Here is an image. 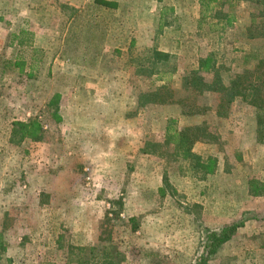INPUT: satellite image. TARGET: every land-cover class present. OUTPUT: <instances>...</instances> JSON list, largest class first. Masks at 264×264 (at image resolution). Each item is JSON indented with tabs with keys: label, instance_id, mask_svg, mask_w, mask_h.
<instances>
[{
	"label": "rangeland",
	"instance_id": "1",
	"mask_svg": "<svg viewBox=\"0 0 264 264\" xmlns=\"http://www.w3.org/2000/svg\"><path fill=\"white\" fill-rule=\"evenodd\" d=\"M102 1L0 0V264H264V0Z\"/></svg>",
	"mask_w": 264,
	"mask_h": 264
},
{
	"label": "trees",
	"instance_id": "2",
	"mask_svg": "<svg viewBox=\"0 0 264 264\" xmlns=\"http://www.w3.org/2000/svg\"><path fill=\"white\" fill-rule=\"evenodd\" d=\"M211 2V0H209ZM217 2V0H213ZM96 3L101 4H107L104 3L102 0H95ZM227 26L231 27L233 26V23L235 22V17L233 15H230V17L227 18ZM30 36V38H28ZM32 33L29 31H21L19 35H15V39L18 40V46L23 47L27 46L31 49H33L32 46V40H31ZM36 52H39L36 49H33ZM156 64L159 65L160 61L162 59L167 60L170 58L168 54L156 52L155 53ZM186 87L192 88L195 92H198L200 94H203L205 92H221L224 90V87L221 85L220 81L217 79L212 80L211 82H208L205 80L204 77H202L199 72H194L190 77L185 79ZM167 90L166 87H160L156 90V92L151 93L150 95H147V98H144L145 100H152L155 104H165V103H173L170 101L173 98L172 92H165ZM170 90V89H169ZM179 105L184 106L187 108V105L183 103L184 101H178ZM185 115L190 114H198L197 112L191 113V111L184 112ZM200 129L197 128L196 131H199ZM194 133V132H193ZM191 134L190 130H184L180 134L177 135V137L184 138L190 141L189 144H193L196 140H198L199 137L189 136ZM196 135V134H195ZM190 148V147H189ZM133 221V220H131ZM244 226V221H239L236 223H232L229 225H226L220 229L217 230H211L208 231L205 238V253L204 256L201 258L200 262L197 264H209V261L212 257L216 255V253L232 238L236 235L237 231ZM0 251L5 252L6 246L3 243L2 235L0 234ZM113 259V256H111ZM104 264V263H102Z\"/></svg>",
	"mask_w": 264,
	"mask_h": 264
}]
</instances>
